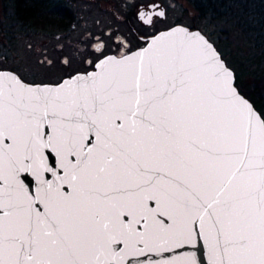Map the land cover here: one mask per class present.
Segmentation results:
<instances>
[{
    "label": "snow or ice",
    "instance_id": "1",
    "mask_svg": "<svg viewBox=\"0 0 264 264\" xmlns=\"http://www.w3.org/2000/svg\"><path fill=\"white\" fill-rule=\"evenodd\" d=\"M135 7L147 27L166 16ZM104 35L84 38L98 72L33 86L0 71V264H200L149 255L186 246L264 264V112L199 33L140 37L120 57L105 40H127Z\"/></svg>",
    "mask_w": 264,
    "mask_h": 264
},
{
    "label": "flooded vegetation",
    "instance_id": "2",
    "mask_svg": "<svg viewBox=\"0 0 264 264\" xmlns=\"http://www.w3.org/2000/svg\"><path fill=\"white\" fill-rule=\"evenodd\" d=\"M157 2L167 15L163 1ZM138 3L139 0H0V45L6 50V54H0V69L13 70L29 82H47L38 78L30 80L23 75L27 65L15 64L19 60L16 46H34L39 62L50 60L52 45L84 46L75 54L87 68L66 75L69 76L94 68L95 62L103 58L98 53L93 54L90 45L96 41H85L86 36L105 39V33L111 32L113 37L120 35L127 40L128 47L122 49L114 39L105 40L108 46L105 54L124 55L145 45V40L159 31L177 24L164 26L165 16L152 27L143 25L135 15ZM85 60L93 63H85Z\"/></svg>",
    "mask_w": 264,
    "mask_h": 264
},
{
    "label": "rangeland",
    "instance_id": "3",
    "mask_svg": "<svg viewBox=\"0 0 264 264\" xmlns=\"http://www.w3.org/2000/svg\"><path fill=\"white\" fill-rule=\"evenodd\" d=\"M162 1L167 9L166 18L163 21L164 26L180 22L191 26L195 22L196 10L188 0ZM219 23V26H223L221 28H224L225 24L231 27L229 28V32L226 34H224L223 31L220 32V38H222L223 41L225 40L224 42L220 43L213 39L227 63L238 72L240 70L245 72L246 69L258 70L259 67H257V63L255 61V53L257 50L252 47L251 42L248 41L250 39L245 37V34H242V28L241 32L240 29L233 28V25H231L230 22L220 21ZM79 47L82 48L84 46L52 45L49 58L51 64L46 65L45 63L42 64L38 61L37 58L39 54L34 53V46L28 47L26 45H19L16 46L19 60L16 61L15 64L20 67L22 65H27V69L22 72L27 79L32 80L38 78L46 80L47 82L60 81L64 76L72 73L73 71L87 68L84 66L82 59L77 58V55L75 54V51H77ZM0 54H6V50L3 45H0ZM64 54L66 57L62 58ZM64 58H68L70 63L67 65L63 64L61 61ZM262 64L264 65V60H262ZM245 79L246 82L251 80L250 77Z\"/></svg>",
    "mask_w": 264,
    "mask_h": 264
},
{
    "label": "trees",
    "instance_id": "4",
    "mask_svg": "<svg viewBox=\"0 0 264 264\" xmlns=\"http://www.w3.org/2000/svg\"><path fill=\"white\" fill-rule=\"evenodd\" d=\"M196 10L195 22L191 27H201L213 40L224 42L220 32H229L230 26H219V22H230L233 28L248 37L252 47L256 48L255 61L258 70H236V83L255 106L264 112V0H188ZM242 28V30H241ZM213 40V41H214ZM254 57V58H255ZM256 67V68H257ZM250 81L246 82L245 78ZM249 80V79H248Z\"/></svg>",
    "mask_w": 264,
    "mask_h": 264
},
{
    "label": "water",
    "instance_id": "5",
    "mask_svg": "<svg viewBox=\"0 0 264 264\" xmlns=\"http://www.w3.org/2000/svg\"><path fill=\"white\" fill-rule=\"evenodd\" d=\"M165 11V9H163ZM175 28H180V29H186L188 30L189 32L191 33H199L202 37H204V39H206L208 41L209 44L212 45V47L215 49V51L219 54V58L220 60L223 62V64L232 72L233 74V77H234V84H235V87L237 88V90L239 91L240 95H242L246 100H248L254 107V109L258 112H261L254 104V102L248 97L246 96L241 90L240 88L238 87L237 83H236V71L234 70V68H232L226 61V59L223 57V54L222 52L220 51V49L218 48V46L216 45V43L201 29V28H198V27H191L187 24H184V23H177L173 26H170L168 28H165L161 31H159L158 33H163V32H167L169 29H175ZM145 45L143 46H140L134 50H132L133 52L136 51L137 49L139 48H143L145 47ZM127 54V53H126ZM124 54V55H126ZM108 55H111V56H117V57H120L122 55H116V54H108ZM103 59V58H101ZM0 71H4V72H10V73H15L25 84H29V85H40V86H43V85H56L58 83H60L61 81L63 80H67L69 77L71 76H75L76 74H86V73H93V72H98L99 69H97L96 67L88 70V71H79V72H76L72 75H69V76H66L64 77L62 80L58 81V82H29V81H26L24 80L17 72L13 71V70H9V69H0ZM45 130H47V126H45ZM4 143L5 144H8L10 143V140L8 138H5L4 139ZM46 155H47V150H46ZM49 163L50 165L52 166H55L51 160V158H49ZM58 171V174L60 173V170H57ZM25 176H28L29 180L32 182L30 185H29V191L31 192L32 189H34L36 187V182H35V178L34 177H31L30 174H27V173H22L21 174V179H24ZM46 178H49L51 179V174H46ZM25 183H28V181H25ZM64 191L66 192H70L71 189L68 187V186H65L64 187ZM37 207H41V205H37ZM162 219L165 220V223H168V220L167 218H163ZM117 248L120 247V245H117L116 246ZM192 251H195L196 252V255H197V259L198 261H200V264H209V262L207 261V257H206V252H207V249H206V246H197V248H192L191 246H186L184 248H180V249H173L171 252H167V253H164L162 255H157L155 253H150V257L153 261H158V260H163L164 258L166 257H171V258H175L177 256H179L180 254L182 253H188V252H192ZM140 259H146L145 257H140Z\"/></svg>",
    "mask_w": 264,
    "mask_h": 264
}]
</instances>
